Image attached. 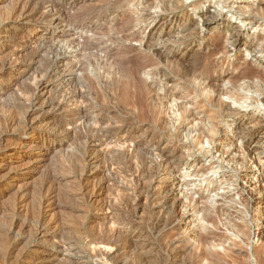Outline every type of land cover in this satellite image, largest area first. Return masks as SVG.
<instances>
[{
    "label": "rangeland",
    "instance_id": "374dc122",
    "mask_svg": "<svg viewBox=\"0 0 264 264\" xmlns=\"http://www.w3.org/2000/svg\"><path fill=\"white\" fill-rule=\"evenodd\" d=\"M3 1L0 0V30L7 35L21 33L25 28L5 21L7 10L17 0ZM162 2L167 3L165 9ZM262 4L264 0H59L63 7L59 22L51 24L42 16L33 19L27 26L37 29V43L43 50L27 79L24 77L20 83V90L26 91L37 73L52 67L55 76L44 96L48 101L63 93L69 95L83 77L91 75L89 67L81 65L91 56H104L101 51L110 53L113 60L123 47L143 48L144 53L135 52L136 58L155 54L164 60L159 59L157 71L163 73L155 80L159 81L160 97L167 96L161 109L159 103L151 102L144 115L138 110L122 111L112 102L106 103L104 95L99 102L119 121L134 119L130 128L139 129L135 137L138 142L146 139L148 133L153 135L160 145L158 152L175 168L159 186H154L166 188L161 194L144 192L141 199L124 195L120 199L92 201L89 196L79 195L76 180L82 170L79 162L84 155L83 137L92 134L91 125L83 127L68 142L58 138L60 148L51 151L34 177L26 181L32 189L29 195L19 198L17 189L5 194L6 186L0 179V264H33L39 252L60 251L66 257L62 264H262L264 103L260 92H264V9H258ZM185 12L187 15L182 16ZM180 17L181 24L175 21ZM185 26L189 29L184 30ZM121 35L135 41L116 42L114 39ZM3 37L0 35V42ZM145 43L148 49L144 48ZM215 48L219 51L212 53ZM250 71L259 73L247 77ZM209 77L217 80L215 87L204 80ZM141 78L147 84L154 82L145 75ZM69 84L74 86L67 89ZM95 84L99 92L106 89L103 78ZM20 90L0 101L1 115L8 108L18 114L24 112ZM162 90H166L165 94ZM258 99L257 105L254 102ZM173 105L174 109L187 111L186 121L176 120ZM250 118L261 120L254 126L245 124ZM201 130L207 135L204 149L194 145ZM7 141L4 145H9L10 152L3 157L5 160L0 159V165L21 167L29 151L21 149L19 155H14V141ZM142 151L137 154L139 165L154 157ZM114 157L113 160L122 159ZM156 171L155 167L153 172ZM54 175L61 178L57 185L60 190L57 189L63 195L54 199L57 209L44 216L40 189L43 180ZM19 181H13L12 186ZM90 181L93 185L97 178ZM209 186L213 191L205 195L216 207L225 204L233 214L243 209V204H249L246 235H234L222 224L216 229L207 224L201 226L193 217L189 199L201 202L199 197ZM169 194L179 203L177 217L165 205ZM176 241L179 242L172 248ZM176 253H180L179 259ZM208 254L216 258L202 259Z\"/></svg>",
    "mask_w": 264,
    "mask_h": 264
},
{
    "label": "bare ground",
    "instance_id": "6f19581e",
    "mask_svg": "<svg viewBox=\"0 0 264 264\" xmlns=\"http://www.w3.org/2000/svg\"><path fill=\"white\" fill-rule=\"evenodd\" d=\"M179 1L181 2L183 0ZM161 4L163 9L167 7L166 2H162ZM62 8L63 7L59 5V0H17V2L7 10L5 21H12L21 28H25V30L19 34L12 35H7L6 31L0 30V35H4L2 38L3 42H0L1 102H3L5 97L11 92H18L20 90L22 87L20 83L23 81V78L29 74L31 68H33L34 61H36L37 55L39 56L40 51L43 50L40 44L37 43L40 39L37 29L34 26L31 27L27 25L31 23L33 19H39L38 17L41 16L45 17L47 22L49 19L51 24L59 22L63 17V15H61ZM258 9L260 11L263 10L264 5L262 4L258 6ZM185 15H187V12L182 13V16ZM188 17L190 16L188 15ZM181 18L182 17L175 18V21L181 24L183 22ZM187 28L188 26H185L184 30ZM150 35L152 36V34ZM114 40L120 43L125 41H135L134 38H128L123 35L116 37ZM144 46L145 49L149 48L146 43ZM50 48H52L51 45L48 49L51 50ZM218 51L219 50L215 48L212 50V53H217ZM135 52L144 53L145 51L143 48L135 50L133 47H123L117 53L118 58L113 60H111L112 56H109L110 53L105 51H101L104 56L99 57L98 54V56H91V58L87 60V63H84L81 67H89L92 74L83 77L84 79L80 82V85L75 87H73L74 85H71L73 87L72 89L70 84L68 86L66 85L67 87H65L67 89H71L70 94L63 93L58 99L55 98L56 100L51 99L50 101L49 99L48 101L44 99L45 93L47 92V86L50 84L49 82L51 81V78L55 76L54 69L51 67L49 68L50 70L46 72L37 73L34 78L31 73V77L33 78L32 83H29V87L26 91H24L25 89L20 90L22 91L20 100L25 107L24 112L18 114L14 108L11 109L6 106L8 111L6 110L7 112H3L2 115L0 113V159L2 158V160H5L6 158L3 159V157L8 156L7 154L10 152L8 150L9 145H4L7 140V142L13 140L15 143L16 148L14 150V155H19L18 150L21 149L29 151V154L26 155L27 157L22 159L25 164L21 167H14L11 166V164L8 166L9 164L3 165V163H1L0 176L3 171H6L0 178L2 179V183L4 182L6 186L5 194H9L17 189L16 191L19 194V198L29 195V191L32 189H30L28 186L29 183H26V181L34 177L36 169L41 166L40 164L42 161L47 160L51 151L60 148L61 142L58 138L62 137L61 139L68 142L71 138L77 135L79 130L86 125L89 126V124L91 125L90 129L92 134L83 137L85 138L83 141L84 155L81 162H79L82 170L80 169V176H76L78 177L76 180L79 185V195L83 197L89 196V199L92 201L112 197H118L120 199L123 198L122 196L124 195H127L130 198L141 199L144 192L150 193L156 191L161 194L166 190L164 187H161V189L156 188L158 189L156 190L154 189V186H159L163 177L167 175L169 176L175 167L174 164L164 156V154L158 152L160 145L156 144L155 137L148 133L146 139L138 142L135 137L139 129H135L134 131L130 128L134 119L119 121L115 116H111L112 114H109L108 110H106V108L104 109L99 102L100 99H102L101 95H104L102 97L105 98L106 103L112 102L119 109H123L122 111H142L144 115L147 113V107L151 102L152 104L154 101L159 103L158 107L161 109L164 102L163 99L167 97H160L161 93L159 94V92L161 91V88L159 81L158 83L155 82V80H158L156 77L163 73L162 70L157 71V67L160 66L159 59L161 58L155 54L136 58L137 55H134ZM99 71H102V75H98ZM258 73L259 72L257 71H250L246 73V76L254 77V75ZM143 75L149 79L151 78L150 80H153L154 82L147 84V82L143 81L141 78ZM99 78H103V85H105L108 92H104L105 88H102L101 92L96 89L97 87L95 88V81ZM204 80L207 81L211 87H215L217 83V80L212 77ZM258 89L260 90L261 88L258 87L257 90ZM164 91L166 92V90ZM164 91L163 94H165ZM260 93H262L261 102L264 103V92L261 91ZM155 97H157V99H155ZM258 102L259 99L255 100L254 103L258 105ZM102 103L106 104L104 102ZM152 104H150L149 108H151ZM7 105L9 106V103ZM73 109L75 111H72ZM172 109L173 115L175 114L177 121L184 122L187 120V111L184 109L182 110L181 108L174 109V105ZM102 112L105 115L100 116L99 113ZM260 120V118H250L245 124H253L254 126L259 124ZM194 131L195 130H192L191 133H194ZM51 133L55 136L50 135ZM195 133H199V131ZM206 136L207 135L204 133L202 134L201 130L194 145L201 146L202 149H204L206 145ZM35 149L39 150L36 151ZM141 149L154 156L151 162L149 161L147 163L146 161L144 164H138L137 154ZM111 156H120L122 159L119 160V158L113 160ZM79 163L77 165H80ZM155 167L157 168V171L153 172ZM94 178H97V182L90 185V180ZM17 179H20V181L15 182L12 186V182L17 181ZM60 180L61 178L55 175L43 180L44 182L40 190L42 191L44 198V216L49 215L50 212L56 208L54 199L62 194V191H59V186H57L60 183ZM211 190L213 191L210 186L207 187L203 196L199 197L203 201H201L202 203L199 199L198 201H195L193 197L189 199L190 202L188 207H190L193 217L197 218V220L203 224L201 226H206L207 224L216 229L217 227L220 228V225L222 224L224 229L234 235H246L249 204H243V209L241 208L232 214L229 212L225 204L224 206L216 207L210 201V198L206 196L205 193L211 192ZM148 198L146 199L148 200ZM174 200L175 199L171 194L167 195L165 205L168 206L173 211L175 217H177L179 203ZM20 208L22 209L23 205H20ZM105 218H107V216ZM174 228L180 229L178 225H175ZM218 230L220 231V229H217V231ZM213 235L215 234L213 233ZM226 237L229 238L227 235ZM261 238L263 239V235L260 239ZM225 239L226 238H224V240ZM178 242L179 241L172 243L171 247ZM38 254L35 256L36 258L32 262L33 264H60L66 260V257L61 251L58 253L48 252L47 254L46 252H42V254L39 252ZM175 255V257L179 259L180 253H176ZM208 256L216 258L215 256L208 254L203 256L202 259L207 258ZM173 264L179 263L174 261ZM262 264H264V260Z\"/></svg>",
    "mask_w": 264,
    "mask_h": 264
}]
</instances>
